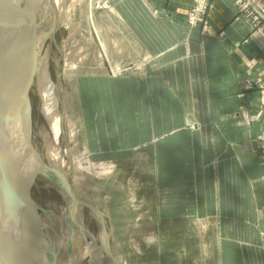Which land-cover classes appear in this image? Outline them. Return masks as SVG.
Here are the masks:
<instances>
[{
    "label": "rangeland",
    "instance_id": "rangeland-1",
    "mask_svg": "<svg viewBox=\"0 0 264 264\" xmlns=\"http://www.w3.org/2000/svg\"><path fill=\"white\" fill-rule=\"evenodd\" d=\"M44 1L50 19L42 52L50 53L63 131L56 144L32 82V139L22 114L20 140L26 153H43L53 143L66 164L52 170L41 158L48 168L29 188L33 205L41 207L36 224L65 236L73 221L60 214L69 212L72 201L82 206L86 230L114 264H250L254 230L246 222L231 223L222 207V189L236 179L230 170L229 176L222 172L235 163L222 160V115L206 112L208 98L187 94L185 66L171 53V46L188 49V29L203 21L205 14L191 22L195 0L184 17L186 33L180 26L173 30L180 33L175 44L172 20L156 15L146 0ZM157 71L166 79L157 80ZM243 120L251 121L244 113ZM210 121L216 127H204ZM256 141L255 149L264 153V131ZM244 148L251 149L250 143ZM5 168L0 164L2 179ZM20 185L14 183L11 192L22 194ZM251 217L248 209L244 218Z\"/></svg>",
    "mask_w": 264,
    "mask_h": 264
},
{
    "label": "crops",
    "instance_id": "crops-1",
    "mask_svg": "<svg viewBox=\"0 0 264 264\" xmlns=\"http://www.w3.org/2000/svg\"><path fill=\"white\" fill-rule=\"evenodd\" d=\"M146 1L156 15L172 20L169 19L173 25L169 32L174 44L178 42L180 33L173 30L180 26L185 31L184 17L191 0ZM210 1L201 25L194 29L196 32L187 31L188 49L171 46V53L185 66L187 94L192 90V98H208L204 102L206 112L222 115L217 123L222 127V145L226 146L222 160L235 162L234 168H222V172L229 176L230 170L236 178L228 190L230 195L222 189V207L225 212L229 209L231 223L246 222L252 226L256 250L250 264H264V153L255 149L256 138L264 131V32L257 30L255 14L241 9L237 0ZM253 1L264 9V0ZM156 79L166 78L157 71ZM171 91L174 95L179 93ZM243 113L251 119L249 124L244 122ZM210 123L204 127H216ZM248 143L251 149L244 152ZM248 209L254 217L249 222L244 218Z\"/></svg>",
    "mask_w": 264,
    "mask_h": 264
},
{
    "label": "bare ground",
    "instance_id": "bare-ground-1",
    "mask_svg": "<svg viewBox=\"0 0 264 264\" xmlns=\"http://www.w3.org/2000/svg\"><path fill=\"white\" fill-rule=\"evenodd\" d=\"M0 1H3V11L0 12V105L4 103L5 98L10 97L11 92L18 94V89H24L32 73V81L41 98L42 115L44 114L49 122L54 141L58 144L63 131L60 92L51 77L50 53L48 50L42 52L43 43L48 36V32L44 30L50 19V14L47 13L49 9L44 0ZM6 90L9 93H6ZM28 112V108L11 111L7 115L0 112V164L9 166L18 184L21 182L30 185L34 176L43 169L38 161L39 156L48 161L52 170L62 171L66 162L59 148L51 142L47 143L43 153L37 149L26 153L21 147L19 120L22 114L27 117ZM0 178L2 179L1 175ZM10 194L16 215L36 249L38 264H114L108 259L107 252L97 245L93 235L86 230L80 204L74 206L72 201H68L69 212L60 214L62 218L66 216L65 218L73 221L72 224H66L68 228L65 230V236H62L48 227L36 224L40 206L33 205L24 198L26 203L23 206L19 198L21 193ZM29 208L31 209L28 211ZM29 213L33 221L28 219ZM45 214L42 215L45 217ZM70 219L64 220L70 222ZM57 223L60 221L56 220L55 224ZM2 233L1 228L0 235ZM75 238L79 241L85 240L87 244L79 245ZM21 249L24 250V247ZM0 264H11L4 253Z\"/></svg>",
    "mask_w": 264,
    "mask_h": 264
},
{
    "label": "water",
    "instance_id": "water-1",
    "mask_svg": "<svg viewBox=\"0 0 264 264\" xmlns=\"http://www.w3.org/2000/svg\"><path fill=\"white\" fill-rule=\"evenodd\" d=\"M32 77L33 74L31 73L29 79L27 80L28 82L26 83L25 88L18 89V94H16L14 97L5 98L4 103H1L0 105V112L2 113V115H7L11 111L15 112L17 110H20L21 108L29 109L27 118L29 126V136L31 139L33 133V125L28 90L31 83L33 82ZM6 93L9 92H7L6 90ZM38 161L40 162V165H42V167L44 166L48 168V166L46 165V163H44V161H42L40 156ZM3 166L5 165L3 164ZM5 169V176L3 180L0 178V211L4 220L3 223L0 224V229H3V233L2 235H0V261L2 254L4 253L11 264H38L36 249L29 239L27 233L25 232L22 223L16 215L10 194H14V191L11 192L10 188L14 185V183H16L17 179L13 176L9 166H6ZM14 180L15 182H13ZM32 183L30 185H27L25 183L22 184L21 182L19 183L21 184L20 190L22 192V196L29 203H34L29 192V188ZM21 247H24V250H22Z\"/></svg>",
    "mask_w": 264,
    "mask_h": 264
},
{
    "label": "built area",
    "instance_id": "built-area-1",
    "mask_svg": "<svg viewBox=\"0 0 264 264\" xmlns=\"http://www.w3.org/2000/svg\"><path fill=\"white\" fill-rule=\"evenodd\" d=\"M210 0H195V4L189 10L191 22L193 19L197 23L199 20H202L203 15L206 14L207 6L209 5ZM239 7L246 12H252L255 14V26L258 31L264 32V9L259 7L256 2L253 0H237Z\"/></svg>",
    "mask_w": 264,
    "mask_h": 264
},
{
    "label": "clouds",
    "instance_id": "clouds-1",
    "mask_svg": "<svg viewBox=\"0 0 264 264\" xmlns=\"http://www.w3.org/2000/svg\"><path fill=\"white\" fill-rule=\"evenodd\" d=\"M146 242H149V243H151V240L149 239V240H147Z\"/></svg>",
    "mask_w": 264,
    "mask_h": 264
}]
</instances>
